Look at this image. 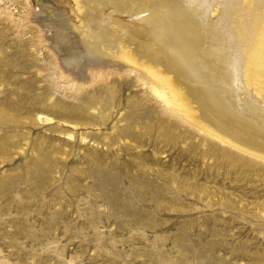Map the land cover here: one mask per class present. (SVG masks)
Segmentation results:
<instances>
[{
  "label": "rangeland",
  "instance_id": "1",
  "mask_svg": "<svg viewBox=\"0 0 264 264\" xmlns=\"http://www.w3.org/2000/svg\"><path fill=\"white\" fill-rule=\"evenodd\" d=\"M235 1L250 31L264 0ZM189 2L170 0L201 33L199 69L259 129L245 105L257 84L232 75ZM242 40L247 57L257 39ZM80 56L66 63L35 0H0V264H264V157L172 110L140 66Z\"/></svg>",
  "mask_w": 264,
  "mask_h": 264
},
{
  "label": "bare ground",
  "instance_id": "2",
  "mask_svg": "<svg viewBox=\"0 0 264 264\" xmlns=\"http://www.w3.org/2000/svg\"><path fill=\"white\" fill-rule=\"evenodd\" d=\"M35 1L36 8L40 13V19L56 37V43L59 45V49L63 51L66 63H73L77 58L81 57L80 55L82 53L90 56H97L105 53L111 57L128 60L130 63L140 66L146 72L149 79V90L158 96L172 110H179L189 119L197 122L198 126H204L203 128L211 131L214 135H218L220 138L232 142L253 154H259V156L264 157V153H256L258 150L264 151V122L259 124L260 128L257 129L253 124L255 123L253 122V118V120L250 118L252 122H249V117H247L248 120L245 117H236L238 113H236L237 115L235 116L233 112L237 107L234 105L231 108L230 104V109L226 106V102L224 103L222 101L223 98H220L221 91L225 90L219 89L220 87L218 88V86L223 80L218 86L216 83L214 85V82L213 84L211 82L212 78L210 81L206 74L201 71V68L199 69L197 60H200V58L197 60L194 58L195 52L197 51L198 53V48H200V46L197 45L201 39V33L198 36L196 31V34L194 30L191 32V27H193L192 29H196V27L194 22H192L194 24L191 25L190 12L184 13L183 11L184 17H182L183 14L179 16V12H176L179 10V7L177 5H171L170 0ZM189 1V3H191L190 7H192L194 12L199 14L198 17L201 18L199 21H202L201 23L206 25L209 31L218 38L221 44L219 49L221 59L226 64L232 63L234 65L233 67H235V70L232 72V75H237L236 79L239 81H245L244 85H248V88H251L249 84L253 82L255 85L257 84L255 89H248L249 92L246 91L248 92V104L243 102V100L241 101L242 104L245 103V105H247L246 109L249 111L248 113L251 114L250 112H254L256 108L264 112V102H262L264 101V35L262 39L259 38L258 30L256 29V26L258 27L259 24L264 22V10L254 19L252 24L253 29L249 27L250 31L245 30V32L242 28L240 29V27H238L234 19L236 18V13H239L237 12L238 8L240 9L238 6L239 3H236L235 0ZM243 1L244 0H242V2ZM178 3L179 2H177V4ZM256 3L258 5V2ZM259 4L261 5V2ZM212 10H214L213 15H211ZM74 19H77V22ZM183 21L189 24V26L186 27ZM247 25L246 28L248 29ZM249 33L253 36L255 35L257 40L250 46L252 43L251 41L246 49L247 57H244L241 53L243 48L241 47V42H243L242 39L247 37ZM261 33H264V27L261 28ZM78 36L79 39H77ZM206 39L205 41H207ZM208 41L210 42L209 39ZM80 46H82L83 50L80 49ZM213 51L211 50V52ZM181 52L187 59L185 57L180 58ZM207 55H209V53ZM207 58H209V56H207ZM210 58L213 59L214 57L212 56ZM215 59L216 58H214L212 62L215 61ZM219 61L220 64H222L221 60ZM215 65L216 64H214V67ZM179 66H182L183 72H179ZM209 66L212 65L209 64ZM217 67L218 65H216L215 68ZM220 67L221 66H219L217 70ZM221 71L223 72V70ZM172 75H174V79H176V84H173L174 79ZM222 76H224V74H222ZM193 81H195V83H193L195 84V89L191 90L190 82ZM218 81L216 82L218 83ZM204 87H206V89ZM242 87L244 86L238 84L240 96L244 99V95L246 94H244L245 90ZM241 92L243 93L241 94ZM228 94H230L229 91ZM228 94L226 95L228 96ZM222 95L224 96V94ZM232 97H234L233 94ZM233 99H235V103L236 96ZM199 100L206 102V105H203V107L200 106ZM175 107H177V109ZM233 109L234 111L232 112ZM241 109H243V107H241ZM234 137L238 139H234ZM241 140L250 143L257 151L255 152L251 150L252 148L248 149L245 145L236 142H240Z\"/></svg>",
  "mask_w": 264,
  "mask_h": 264
}]
</instances>
